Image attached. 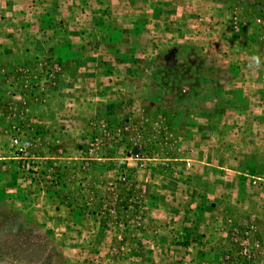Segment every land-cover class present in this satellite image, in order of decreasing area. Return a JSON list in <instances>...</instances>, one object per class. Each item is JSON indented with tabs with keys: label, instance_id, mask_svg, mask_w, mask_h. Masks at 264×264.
Segmentation results:
<instances>
[{
	"label": "rangeland",
	"instance_id": "1",
	"mask_svg": "<svg viewBox=\"0 0 264 264\" xmlns=\"http://www.w3.org/2000/svg\"><path fill=\"white\" fill-rule=\"evenodd\" d=\"M0 264H264V0H0Z\"/></svg>",
	"mask_w": 264,
	"mask_h": 264
},
{
	"label": "built area",
	"instance_id": "2",
	"mask_svg": "<svg viewBox=\"0 0 264 264\" xmlns=\"http://www.w3.org/2000/svg\"><path fill=\"white\" fill-rule=\"evenodd\" d=\"M11 146L17 151L20 155H25L29 147L31 146V143L26 138H20V137H13L11 139Z\"/></svg>",
	"mask_w": 264,
	"mask_h": 264
}]
</instances>
